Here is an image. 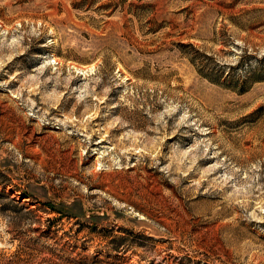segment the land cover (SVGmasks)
<instances>
[{
	"label": "rangeland",
	"instance_id": "1",
	"mask_svg": "<svg viewBox=\"0 0 264 264\" xmlns=\"http://www.w3.org/2000/svg\"><path fill=\"white\" fill-rule=\"evenodd\" d=\"M0 264H264V0H0Z\"/></svg>",
	"mask_w": 264,
	"mask_h": 264
}]
</instances>
